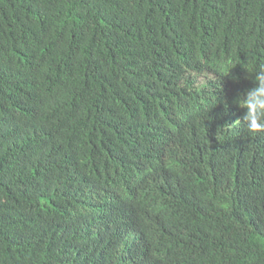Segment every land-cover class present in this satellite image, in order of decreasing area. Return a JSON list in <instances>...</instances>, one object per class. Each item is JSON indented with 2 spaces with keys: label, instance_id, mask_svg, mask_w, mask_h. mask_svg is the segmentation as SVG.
<instances>
[{
  "label": "trees",
  "instance_id": "1",
  "mask_svg": "<svg viewBox=\"0 0 264 264\" xmlns=\"http://www.w3.org/2000/svg\"><path fill=\"white\" fill-rule=\"evenodd\" d=\"M262 66L264 0H0V264H264Z\"/></svg>",
  "mask_w": 264,
  "mask_h": 264
},
{
  "label": "clouds",
  "instance_id": "2",
  "mask_svg": "<svg viewBox=\"0 0 264 264\" xmlns=\"http://www.w3.org/2000/svg\"><path fill=\"white\" fill-rule=\"evenodd\" d=\"M234 102L245 110L242 121L248 130L253 133L264 132V66L255 72L253 87L238 94Z\"/></svg>",
  "mask_w": 264,
  "mask_h": 264
}]
</instances>
